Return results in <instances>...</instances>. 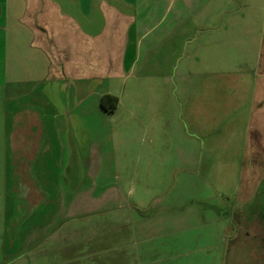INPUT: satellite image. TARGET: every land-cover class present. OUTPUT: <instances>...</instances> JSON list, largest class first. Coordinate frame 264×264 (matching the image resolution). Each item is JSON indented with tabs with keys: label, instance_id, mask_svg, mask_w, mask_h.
<instances>
[{
	"label": "crops",
	"instance_id": "1",
	"mask_svg": "<svg viewBox=\"0 0 264 264\" xmlns=\"http://www.w3.org/2000/svg\"><path fill=\"white\" fill-rule=\"evenodd\" d=\"M18 1V15L11 1L0 15L12 31L14 23L20 27L15 42L21 51L11 55L22 75L12 82L22 87L23 105L4 126L0 212L39 215L46 199H53L54 210L43 221L28 224L26 216L12 223V254L30 253L33 244L55 234L63 198L71 206L79 192L94 197L92 186L81 184L111 159L117 112L125 110L124 128L140 126V97L126 93L140 55L165 54L166 70L174 67L175 54L193 57L194 85L225 89L213 98L182 95V113L190 112V119L206 111L230 109L237 116L244 110L246 160L264 166V0ZM105 93L118 96L114 109L101 103Z\"/></svg>",
	"mask_w": 264,
	"mask_h": 264
},
{
	"label": "rangeland",
	"instance_id": "2",
	"mask_svg": "<svg viewBox=\"0 0 264 264\" xmlns=\"http://www.w3.org/2000/svg\"><path fill=\"white\" fill-rule=\"evenodd\" d=\"M8 1L18 15V0H0V15ZM14 28L0 16V160L7 116L23 106L22 87L12 82L22 75L11 55L21 51L15 42L20 27ZM143 56L126 89L140 97L141 124L124 128L125 110L114 116L111 159L95 168L92 181L80 183L91 185L94 197L79 192L71 206L63 198L62 214H52L55 234L33 244L30 253H11L16 247L9 246V227L26 216L28 224L45 220L53 199L39 215L0 212V264H264V166L246 160L245 111H206L189 119L182 95L213 98L225 87H196L197 63L181 52L169 70L165 54ZM243 194L255 196L244 202Z\"/></svg>",
	"mask_w": 264,
	"mask_h": 264
},
{
	"label": "trees",
	"instance_id": "3",
	"mask_svg": "<svg viewBox=\"0 0 264 264\" xmlns=\"http://www.w3.org/2000/svg\"><path fill=\"white\" fill-rule=\"evenodd\" d=\"M117 101H118V96L115 94H112V93H105L101 97V103L103 104V106H105L108 109H114L116 107ZM260 187L261 186L256 187L255 193H257L259 191ZM242 192H243V190H242ZM243 196H244V194H243ZM253 196H255V195L252 194L249 197L244 196V197H242V199L244 202H249L251 197L253 198Z\"/></svg>",
	"mask_w": 264,
	"mask_h": 264
}]
</instances>
